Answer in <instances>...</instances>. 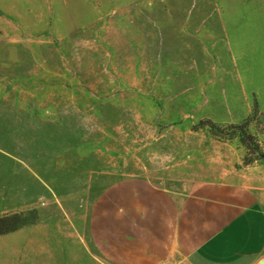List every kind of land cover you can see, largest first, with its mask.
Listing matches in <instances>:
<instances>
[{"label": "rangeland", "instance_id": "374dc122", "mask_svg": "<svg viewBox=\"0 0 264 264\" xmlns=\"http://www.w3.org/2000/svg\"><path fill=\"white\" fill-rule=\"evenodd\" d=\"M248 118L264 152V0H0V264H104L78 235L101 190L242 168L238 135L194 127Z\"/></svg>", "mask_w": 264, "mask_h": 264}, {"label": "crops", "instance_id": "0c3cea01", "mask_svg": "<svg viewBox=\"0 0 264 264\" xmlns=\"http://www.w3.org/2000/svg\"><path fill=\"white\" fill-rule=\"evenodd\" d=\"M184 163L168 166L165 180L136 174L106 185L78 233L87 249L104 264H256L264 258L263 172L255 164L236 168L238 159L198 169ZM26 167L37 177L42 206L59 204L50 181Z\"/></svg>", "mask_w": 264, "mask_h": 264}, {"label": "trees", "instance_id": "16d2710c", "mask_svg": "<svg viewBox=\"0 0 264 264\" xmlns=\"http://www.w3.org/2000/svg\"><path fill=\"white\" fill-rule=\"evenodd\" d=\"M251 118H248L246 121L240 124H232L230 127L232 130H229L227 127H222L216 124L212 120L202 121L199 125H196L194 128H202V126H208L212 134L220 138H231L234 135H238L242 143L246 146L250 154H254V158H249L246 156L244 164L248 165L253 163L255 160L261 159L264 157V152L260 149L259 143L256 141L255 136L249 131V125ZM2 233V232H0Z\"/></svg>", "mask_w": 264, "mask_h": 264}, {"label": "water", "instance_id": "95a60500", "mask_svg": "<svg viewBox=\"0 0 264 264\" xmlns=\"http://www.w3.org/2000/svg\"><path fill=\"white\" fill-rule=\"evenodd\" d=\"M256 264H264V258H262L260 261H258Z\"/></svg>", "mask_w": 264, "mask_h": 264}]
</instances>
